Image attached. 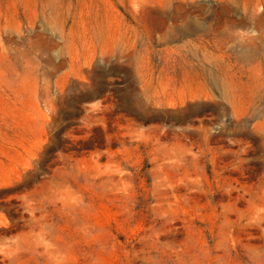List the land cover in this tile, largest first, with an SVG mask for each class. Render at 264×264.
I'll return each instance as SVG.
<instances>
[{
	"label": "rangeland",
	"instance_id": "1",
	"mask_svg": "<svg viewBox=\"0 0 264 264\" xmlns=\"http://www.w3.org/2000/svg\"><path fill=\"white\" fill-rule=\"evenodd\" d=\"M0 264H264V0H0Z\"/></svg>",
	"mask_w": 264,
	"mask_h": 264
}]
</instances>
